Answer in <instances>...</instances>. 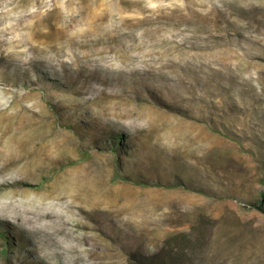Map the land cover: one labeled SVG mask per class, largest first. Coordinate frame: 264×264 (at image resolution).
<instances>
[{"label":"rangeland","instance_id":"1","mask_svg":"<svg viewBox=\"0 0 264 264\" xmlns=\"http://www.w3.org/2000/svg\"><path fill=\"white\" fill-rule=\"evenodd\" d=\"M260 202L264 0H0V264H264Z\"/></svg>","mask_w":264,"mask_h":264},{"label":"trees","instance_id":"2","mask_svg":"<svg viewBox=\"0 0 264 264\" xmlns=\"http://www.w3.org/2000/svg\"><path fill=\"white\" fill-rule=\"evenodd\" d=\"M263 205V202H260L254 206L264 212ZM184 256V250H181L178 253H166V255L159 253L150 256L134 254L131 255L128 262L129 264H187Z\"/></svg>","mask_w":264,"mask_h":264}]
</instances>
